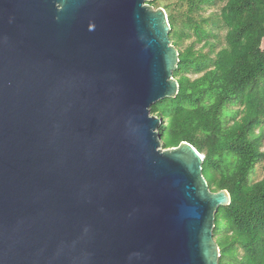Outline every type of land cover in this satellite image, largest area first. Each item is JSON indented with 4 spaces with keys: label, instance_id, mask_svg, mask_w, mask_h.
Instances as JSON below:
<instances>
[{
    "label": "water",
    "instance_id": "obj_1",
    "mask_svg": "<svg viewBox=\"0 0 264 264\" xmlns=\"http://www.w3.org/2000/svg\"><path fill=\"white\" fill-rule=\"evenodd\" d=\"M155 0H0V264H219L212 192L150 113L179 64Z\"/></svg>",
    "mask_w": 264,
    "mask_h": 264
},
{
    "label": "trees",
    "instance_id": "obj_2",
    "mask_svg": "<svg viewBox=\"0 0 264 264\" xmlns=\"http://www.w3.org/2000/svg\"><path fill=\"white\" fill-rule=\"evenodd\" d=\"M210 1L188 0L180 22L167 15L169 39L179 53L173 72L179 91L150 113L163 121L158 130L163 148L191 144L204 158L210 190L230 195V205L219 208L214 222L219 264H264V133L258 132L264 123V0H216L224 2L220 19L227 32L214 58L194 48L208 35L205 20L194 13ZM191 35L194 42L182 49ZM190 73L203 74L191 79ZM259 164L263 177L250 183Z\"/></svg>",
    "mask_w": 264,
    "mask_h": 264
},
{
    "label": "rangeland",
    "instance_id": "obj_3",
    "mask_svg": "<svg viewBox=\"0 0 264 264\" xmlns=\"http://www.w3.org/2000/svg\"><path fill=\"white\" fill-rule=\"evenodd\" d=\"M224 2H218L216 0H211L210 3L202 5V9L197 10L194 13L196 20H205L203 27L207 31V37L203 39L200 43H197L194 48L195 50L202 51V55L214 58L215 53L225 46V35L227 32L226 27L220 19V10ZM188 0H159V4L155 8H162L166 11L167 15L169 13L173 14L176 21H181V15H183L188 10ZM168 7L167 9H165ZM203 24V23H202ZM195 40L194 35H191L189 39H185L181 48L184 49L193 43ZM180 48V49H181ZM262 49H264V40L262 42ZM200 74H188L191 79L201 76ZM258 132L261 135L264 133V123L261 125ZM262 151H264V138L262 140ZM264 164V163H263ZM263 164L256 165L254 172L250 175V183H256L260 181L263 177L262 166Z\"/></svg>",
    "mask_w": 264,
    "mask_h": 264
}]
</instances>
